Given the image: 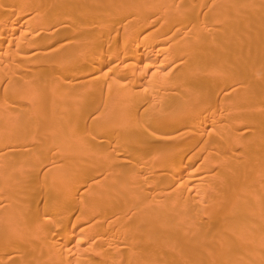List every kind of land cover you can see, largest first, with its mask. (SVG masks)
<instances>
[{
	"label": "bare ground",
	"instance_id": "6f19581e",
	"mask_svg": "<svg viewBox=\"0 0 264 264\" xmlns=\"http://www.w3.org/2000/svg\"><path fill=\"white\" fill-rule=\"evenodd\" d=\"M0 51V264H264V0H0Z\"/></svg>",
	"mask_w": 264,
	"mask_h": 264
},
{
	"label": "rangeland",
	"instance_id": "374dc122",
	"mask_svg": "<svg viewBox=\"0 0 264 264\" xmlns=\"http://www.w3.org/2000/svg\"><path fill=\"white\" fill-rule=\"evenodd\" d=\"M206 2V1H205ZM206 12H207V9L204 11V14L206 15ZM127 14H125L123 17H122V20L123 21H125L126 20V18H127ZM219 17H221V16H219ZM218 17V18H219ZM38 21V20H37ZM122 21V22H123ZM227 23H228V20H227ZM245 41V45H251V38H249V37H244V39H243V42ZM253 47H251V51H249V53H250V55H252V53H253ZM2 53V51H0V54ZM8 73H9V71L6 69V68H3L2 70H0V74H2L3 75V82H4V84H6V83H8ZM241 74H239L238 75V77L240 76ZM174 189H176V187H173V189L172 190H174Z\"/></svg>",
	"mask_w": 264,
	"mask_h": 264
}]
</instances>
